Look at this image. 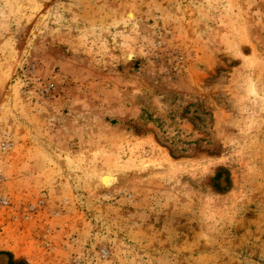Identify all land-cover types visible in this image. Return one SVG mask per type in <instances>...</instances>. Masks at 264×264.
<instances>
[{
  "label": "rangeland",
  "instance_id": "rangeland-1",
  "mask_svg": "<svg viewBox=\"0 0 264 264\" xmlns=\"http://www.w3.org/2000/svg\"><path fill=\"white\" fill-rule=\"evenodd\" d=\"M0 264H264V0H0Z\"/></svg>",
  "mask_w": 264,
  "mask_h": 264
},
{
  "label": "bare ground",
  "instance_id": "bare-ground-1",
  "mask_svg": "<svg viewBox=\"0 0 264 264\" xmlns=\"http://www.w3.org/2000/svg\"><path fill=\"white\" fill-rule=\"evenodd\" d=\"M101 183L104 188H110L114 186L118 181V176L114 171L103 172L100 176Z\"/></svg>",
  "mask_w": 264,
  "mask_h": 264
}]
</instances>
